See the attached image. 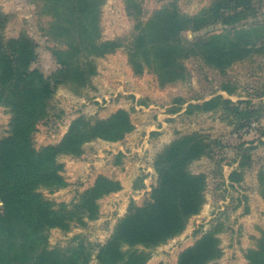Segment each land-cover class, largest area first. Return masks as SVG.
Wrapping results in <instances>:
<instances>
[{"label": "trees", "instance_id": "1", "mask_svg": "<svg viewBox=\"0 0 264 264\" xmlns=\"http://www.w3.org/2000/svg\"><path fill=\"white\" fill-rule=\"evenodd\" d=\"M29 1L41 5L42 13L51 19L46 35L56 45L49 48L55 69L46 75L36 67L38 44L26 32L18 38L5 37L9 17L0 11V107L11 115L9 134L0 139V264H89L90 253L83 244L64 251L49 249L48 231H67L73 223L97 219L98 201L119 192L121 183L98 176L72 207L47 200L41 191L52 193L68 186L58 161L61 155L79 157L87 143L98 139L122 141L135 126L130 112L123 109L95 122L81 117L72 122L59 144L37 149L34 135L48 116L57 88L88 86L97 75L95 59L121 49L127 51L135 75L152 73L161 87L185 81L189 73L185 61L191 58L222 73L262 51L264 21L257 20V0H213L193 16L173 5L154 12L147 21L139 17L137 0H125L129 16L136 21L135 33L128 39L104 40L101 15L106 0ZM222 90L228 95L235 92L228 85ZM218 110L232 118L234 134L258 126L254 130L264 137L262 101L233 102L219 95L188 105L186 112ZM244 144L238 149L239 168L230 176L234 181L240 180L239 170L251 165ZM224 148L222 140L208 141L197 134L166 146L154 163L158 182L149 201L130 207L99 248L98 264H147L149 249L182 234L201 211L207 189L206 175L193 174L189 167L211 150ZM260 177L264 199V175ZM221 257L220 241L209 233L184 250L178 264H214ZM245 259L248 264H264V232Z\"/></svg>", "mask_w": 264, "mask_h": 264}, {"label": "rangeland", "instance_id": "2", "mask_svg": "<svg viewBox=\"0 0 264 264\" xmlns=\"http://www.w3.org/2000/svg\"><path fill=\"white\" fill-rule=\"evenodd\" d=\"M137 1L142 21L173 5L193 16L213 2ZM256 9L257 20L264 21V0L256 1ZM0 11L9 17L5 37L18 38L25 32L30 35L38 44L36 67L50 75L55 62L49 48L56 45L46 35L51 19L42 13L41 5L29 0H0ZM135 26L136 21L129 16L125 0H106L101 15L104 40L128 39L135 33ZM95 64L97 75L88 86L75 90L63 84L57 88L49 102L48 116L38 125L34 135L35 147L59 144L78 118L92 122L105 120L121 109L130 112L135 129L119 142L98 139L87 143L79 157L61 155L58 161L68 186L52 193L41 192L49 201L72 207L98 176L119 181L122 189L98 201L97 219L85 220V224L73 223L67 231L49 230V249L64 251L83 244L90 253L89 264H98L99 248L111 238L130 207L149 201L158 182L154 167L158 154L176 139L197 134L208 141L222 140L226 146L222 150H211L189 167L191 173L207 177L205 203L189 220L182 234L148 250L147 264H178L180 254L209 233L219 239L222 250V257L214 264H244L241 258L248 264L246 251L256 247L264 232L260 180L264 175V137L254 130L258 126H253L249 133L245 129L234 134L235 123L223 111L189 114L186 110L190 104H201L219 95L233 102H264V48L222 73L200 59H188L185 61L189 72L187 79L164 87L152 73L135 75L125 49L95 59ZM225 85L234 87L235 92L228 95L222 90ZM10 120L8 110L0 107V139L9 134ZM260 127H264V119ZM131 134L134 136L130 137ZM242 143H245L244 149H248L245 154L250 156L251 165L239 170L240 180L234 181L230 176L239 168L238 149Z\"/></svg>", "mask_w": 264, "mask_h": 264}, {"label": "crops", "instance_id": "3", "mask_svg": "<svg viewBox=\"0 0 264 264\" xmlns=\"http://www.w3.org/2000/svg\"><path fill=\"white\" fill-rule=\"evenodd\" d=\"M135 133V132H134ZM130 136V135H129ZM129 136H128V138H129ZM134 136V134H131V136L130 137H133ZM241 262H243L244 264H246L245 263V261L241 258Z\"/></svg>", "mask_w": 264, "mask_h": 264}]
</instances>
